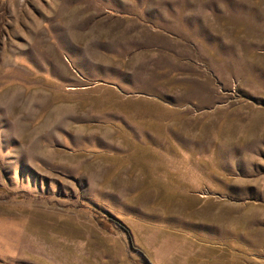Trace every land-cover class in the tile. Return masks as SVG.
<instances>
[{"label":"rangeland","instance_id":"374dc122","mask_svg":"<svg viewBox=\"0 0 264 264\" xmlns=\"http://www.w3.org/2000/svg\"><path fill=\"white\" fill-rule=\"evenodd\" d=\"M191 156L264 158V0H0V264H163Z\"/></svg>","mask_w":264,"mask_h":264},{"label":"crops","instance_id":"0c3cea01","mask_svg":"<svg viewBox=\"0 0 264 264\" xmlns=\"http://www.w3.org/2000/svg\"><path fill=\"white\" fill-rule=\"evenodd\" d=\"M184 159L191 167L174 181L194 203L186 215L180 203L179 238L165 237L163 264H264V158L232 163L259 166L232 176L207 167L218 164L216 157ZM204 189L209 193L200 195Z\"/></svg>","mask_w":264,"mask_h":264}]
</instances>
